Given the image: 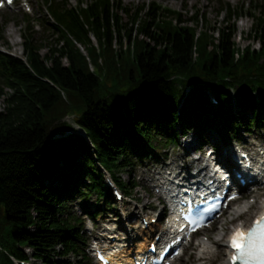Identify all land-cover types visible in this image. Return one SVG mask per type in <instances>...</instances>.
I'll list each match as a JSON object with an SVG mask.
<instances>
[{
    "label": "trees",
    "instance_id": "obj_1",
    "mask_svg": "<svg viewBox=\"0 0 264 264\" xmlns=\"http://www.w3.org/2000/svg\"><path fill=\"white\" fill-rule=\"evenodd\" d=\"M42 5L63 44L42 56L29 33L23 59L0 50L11 90L0 92V264H90L82 215L94 220L103 201L117 202L104 168L130 194L137 182L119 172L182 134L195 130L203 143L214 129L227 141L242 126H264V0L226 7L218 36L199 30L198 13L182 25L179 11L155 4L132 15L122 0ZM244 13L259 48L235 41Z\"/></svg>",
    "mask_w": 264,
    "mask_h": 264
},
{
    "label": "rangeland",
    "instance_id": "obj_2",
    "mask_svg": "<svg viewBox=\"0 0 264 264\" xmlns=\"http://www.w3.org/2000/svg\"><path fill=\"white\" fill-rule=\"evenodd\" d=\"M1 1V0H0ZM17 0L14 4L10 6L0 8V50L6 53H13L17 56L24 57V41L25 35L32 33L33 41L35 45L39 46L40 53L42 56L51 52L54 49H58L62 44L63 40L59 39L60 34L55 30L50 22L53 20L47 14L44 5H42V0ZM90 1V0H83ZM127 6L128 11L131 15L137 10L138 7L143 5H160L161 7L179 11L181 14V19L183 21L182 25H194L192 22L193 16L198 13L200 16V29L209 28L210 33H216V30L219 27L227 25L226 22V7H236L241 5H248L250 2L254 3L255 0H122ZM28 3V4H27ZM72 5H77L78 0H70ZM87 3H84V5ZM145 12V11H144ZM144 12L141 14V17H144ZM122 16L125 17L126 21H129V14L126 12H121ZM29 18L32 24V29L25 30L27 23L25 19ZM236 19H233L235 21ZM50 21V22H49ZM253 18L248 14L244 13L237 19L238 32L235 36V41L240 48H244L249 44H252L254 48H259L261 45L259 42L252 37L248 36L253 23ZM149 40V39H148ZM95 43L97 41L94 39ZM81 48L84 50V47ZM119 46L118 44L116 45ZM86 52V50H85ZM55 55H59V52H55ZM69 61L64 58L63 64H68ZM1 91H11L9 88H4L0 81V92ZM5 95L0 96V112L4 110L6 100ZM250 115V113H249ZM71 120L74 129L79 127L74 122L73 117H69ZM207 135V141L204 144H210L204 146L201 143V138L195 133V130L191 131L189 134L180 136L176 143H171L170 146L166 148H158L156 153L150 157L143 159L140 162H137L133 167V171L129 172L127 170H121L119 172L120 177L125 180L135 178L137 186L129 191L130 194H123V197L120 202L108 206L103 201L101 214L97 216L96 219L82 215L84 221V230L87 233L89 238V243L94 244L93 240L96 237H101L103 234L107 235H116L117 239L114 241V244H132L135 245L140 243V240H143L145 236L150 235L151 232L155 231L157 228L165 227V225H160V222L165 221V209L163 198L155 191L153 188L154 184L159 183L160 180H164L165 177L171 176V173H180V175H186L192 173L199 166H204L203 161L197 162L189 161L191 159L198 158L200 155L208 156V153L211 149L214 150V154L218 156H224L225 151L232 147L235 148L238 142L248 148L259 160H264V126H253L245 127L242 126L240 131L236 133L231 139L224 141L216 132H208L205 130ZM188 144V146L186 145ZM160 147L163 144L159 145ZM164 147V146H163ZM169 169V170H168ZM164 177V178H162ZM263 185L251 186L246 188L243 192L245 195L244 200H240L239 206L243 204H254L246 213L241 214L235 218L234 213L235 206L231 211H226L225 214L221 217H218V222L213 225L211 229H205L200 236L195 238L191 245L184 251V254L179 257L174 264H222L224 256L223 251L220 252V249L227 248L220 243H215L214 247L211 246L209 249H204L201 245L202 240L212 239L214 241L219 240L220 242H227L229 238L230 231L232 226L239 225L242 223H248V226L251 224L255 216L259 215L262 212V207H260L256 200L260 199L264 201L263 192H259V195L256 194L258 187ZM259 191V190H258ZM264 191V190H260ZM78 203L83 202V199H78ZM96 195H92L89 200V203L94 207L97 206ZM78 203L74 204V210L77 214L81 215V207ZM234 212V213H231ZM142 216H146L149 223L152 222L153 217H158L159 220L156 223H151L149 227L144 226L142 222ZM235 218V220L233 219ZM163 219V220H162ZM233 220V221H232ZM229 221L227 225V233L220 228L222 223ZM235 223V224H234ZM146 232V235L142 233ZM225 233V237H224ZM119 239V240H118ZM93 242V243H92ZM88 243V244H89ZM205 250V251H204ZM92 255V250H89ZM228 253V248L227 251ZM89 252H87L88 254ZM89 255V254H88ZM89 256L88 262L90 264H95L92 256ZM213 255V260L208 261L203 258L204 256ZM67 261H74L76 264V258L71 256L66 259ZM32 264H46L42 260H37L34 256H31Z\"/></svg>",
    "mask_w": 264,
    "mask_h": 264
},
{
    "label": "bare ground",
    "instance_id": "obj_3",
    "mask_svg": "<svg viewBox=\"0 0 264 264\" xmlns=\"http://www.w3.org/2000/svg\"><path fill=\"white\" fill-rule=\"evenodd\" d=\"M187 146H188V144H186ZM227 151L231 154V155H234V156H237V151L234 149V148H232V147H230V148H228L227 149ZM239 158H240V155L238 156ZM193 161H196V159H191L190 161H189V163L190 162H193ZM262 161V163L260 164V166H258L260 169H261V175H262V178L261 179H263L264 178V160H261ZM257 163H260V160L257 162ZM237 169L240 171V172H242L241 171V167L239 166V165H237ZM202 171H207L208 170V172H212V169H209V165H206V166H204L203 167V169H201ZM256 172H257V170L256 169H254ZM254 170H251V169H247V172H242L243 173V175H245V176H247L248 178H250V179H252L253 180V182L255 183V184H262V185H264V181H259L258 180V175L257 176H255V171ZM251 174V175H250ZM177 178V176H174L173 178H171L172 179V182L171 183H169V182H167L166 184H167V189H166V193H163L162 194V192H161V197H168V195H170V194H172V193H174V195H175V193H176V188L177 187H183L184 185H181V186H179V181L176 179ZM189 175H188V178H183V180H186V181H188L189 180ZM159 186V184H156L155 185V187H158ZM168 194V195H167ZM174 195H171L172 197L174 196ZM259 195V194H258ZM264 195V194H263ZM256 203L260 206V207H262V212L261 213H263L264 212V201H262V200H260V199H257L256 200ZM254 204H247V205H243V206H241V207H236V209H235V212L236 213H246L252 206H253ZM172 207H174V204H172ZM248 209V210H247ZM178 217H179V214L177 213V214H175L174 216H173V218H172V220H170V222L171 223H174V220H178ZM145 219H147V217L145 216ZM152 220H153V218H152ZM229 222L228 221H226L225 223H222V226L220 227L221 229H222V231L224 230V231H227V228H228V226L229 225H227ZM248 230V229H247ZM247 230H245V232H247ZM164 232L166 233L167 232V229H164ZM142 233H144V235H146V232H144V231H142ZM105 236H107V234H105ZM148 237H149V234L147 235V236H145V238L143 239V240H140V243H139V248L140 249H138L139 251L140 250H145L146 248H147V245H148ZM113 239H115L116 240V236H114V238ZM119 240V239H118ZM220 243V245H224L225 247H227L228 249H229V245H228V243L226 242H220L219 240H217V241H214V240H212V239H210V238H208V239H204V240H202V243H201V245L204 247V249H209V247H211V246H213L214 247V245H215V243ZM119 245H123V246H118V249H122V251H126V253L127 254H130L129 252L131 251V248H132V245L131 244H122V243H119ZM127 245V246H126ZM113 246L111 245V248H112ZM121 247V248H120ZM227 248H221L220 249V252H224L223 253V255L225 256L224 257V259H222L223 260V263L222 264H231L230 263V257H231V255L233 254V252H229V253H227L226 251H227ZM106 249L111 253V251L109 250V248H108V246H107V244H106ZM113 249V248H112ZM205 251V250H204ZM205 260H206V258H207V260L208 261H211V260H213V255H210V256H204L203 257Z\"/></svg>",
    "mask_w": 264,
    "mask_h": 264
},
{
    "label": "snow or ice",
    "instance_id": "obj_4",
    "mask_svg": "<svg viewBox=\"0 0 264 264\" xmlns=\"http://www.w3.org/2000/svg\"><path fill=\"white\" fill-rule=\"evenodd\" d=\"M229 246L234 250L230 258L233 264H264V218L258 219L247 234L237 229Z\"/></svg>",
    "mask_w": 264,
    "mask_h": 264
}]
</instances>
